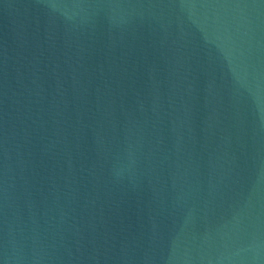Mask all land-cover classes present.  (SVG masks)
Wrapping results in <instances>:
<instances>
[{"label":"water","instance_id":"water-1","mask_svg":"<svg viewBox=\"0 0 264 264\" xmlns=\"http://www.w3.org/2000/svg\"><path fill=\"white\" fill-rule=\"evenodd\" d=\"M0 264H264V0H0Z\"/></svg>","mask_w":264,"mask_h":264}]
</instances>
